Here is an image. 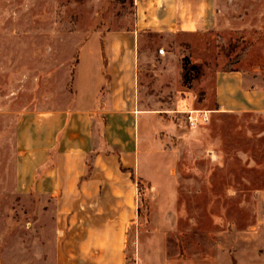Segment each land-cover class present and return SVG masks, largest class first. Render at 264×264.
<instances>
[{"label": "rangeland", "instance_id": "1", "mask_svg": "<svg viewBox=\"0 0 264 264\" xmlns=\"http://www.w3.org/2000/svg\"><path fill=\"white\" fill-rule=\"evenodd\" d=\"M253 7L254 12L245 9L246 21L253 23L246 30L230 18L228 27L210 32L138 35L134 55L144 59L140 72L166 106L159 103L157 110L150 101L146 107L168 124L151 121L145 128L143 134L159 143L146 145L154 159L142 170L166 169L177 189L180 234L170 236L167 252L185 264L195 258L197 264L212 263L221 230L228 233L224 241L230 248L236 234L250 231L264 251V109L222 112L214 95L218 72L225 68L239 67L256 77L254 69L261 67L264 81V1ZM133 22L132 0H0V264L77 259L62 255L73 253L78 241L75 234L67 241L58 237L56 201L14 190L16 127L26 112L72 105L76 63L86 43L93 40L97 47ZM133 179L134 214H158L150 183L135 172ZM134 242L133 229L126 241L127 264H133Z\"/></svg>", "mask_w": 264, "mask_h": 264}, {"label": "crops", "instance_id": "2", "mask_svg": "<svg viewBox=\"0 0 264 264\" xmlns=\"http://www.w3.org/2000/svg\"><path fill=\"white\" fill-rule=\"evenodd\" d=\"M132 1V27L114 31L118 34L97 47L93 40L84 46L76 63L72 105L42 114L26 112L16 127L14 190L56 201L58 237L67 241L75 234L78 241L73 253L62 251L77 257L71 264H127L126 241L133 229V264H185L167 252L170 236L180 234L177 189L166 178L170 176L166 169L154 165L147 173L142 170L154 159L146 145L159 143L143 134L145 128L151 121L159 127L168 124L164 115L146 107L150 101L157 110L159 103L166 106L155 98L158 92L151 91L152 81H145L140 72L144 59L134 55L138 35L210 32L228 27L230 18L246 30L253 23L246 21L245 9L254 12L256 2L264 0ZM118 37L129 40L119 42ZM254 70L256 77L239 67L218 72L214 95L222 112L264 109L263 70ZM134 172L157 193L158 214L153 211L144 218L134 214ZM218 235L221 242L215 245L210 264H264L254 233L236 234L235 248L224 241L225 230Z\"/></svg>", "mask_w": 264, "mask_h": 264}, {"label": "trees", "instance_id": "3", "mask_svg": "<svg viewBox=\"0 0 264 264\" xmlns=\"http://www.w3.org/2000/svg\"><path fill=\"white\" fill-rule=\"evenodd\" d=\"M189 62L187 63V60L184 61V69L188 66Z\"/></svg>", "mask_w": 264, "mask_h": 264}]
</instances>
